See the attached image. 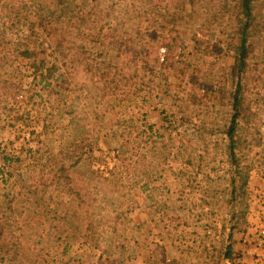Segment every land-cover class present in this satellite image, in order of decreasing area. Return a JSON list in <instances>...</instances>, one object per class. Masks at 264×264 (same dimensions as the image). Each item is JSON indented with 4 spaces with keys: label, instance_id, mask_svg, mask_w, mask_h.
Listing matches in <instances>:
<instances>
[{
    "label": "rangeland",
    "instance_id": "obj_1",
    "mask_svg": "<svg viewBox=\"0 0 264 264\" xmlns=\"http://www.w3.org/2000/svg\"><path fill=\"white\" fill-rule=\"evenodd\" d=\"M82 1L6 0L5 4L10 18L16 11L48 25L62 8L72 9ZM114 1L126 12L127 29L136 28L135 0ZM146 2L145 9L150 6V1ZM190 2L185 0L178 10L180 16L191 15ZM230 2L233 13L241 15V6ZM16 19L1 31L11 42L0 49V249L8 255V264H246L239 259L243 239L264 242V8L254 11L244 73L246 95L262 124V146L246 150L254 171L249 176L245 204L237 203L236 209L243 214L235 223L231 243L236 258L232 255L228 263L224 253L235 207L229 204L225 171L230 164L223 140L207 138L211 148L200 166L197 161L192 166L186 164L178 147L186 139L184 130L187 135L190 132L185 128L188 124H200L207 114L223 111L217 101L228 97L230 90L211 85L202 97L204 92H198V87L211 81L198 72L190 85L184 79L185 93L178 89L179 97L168 103H158L155 90L142 91L131 95L135 105H128L123 127L116 125L112 114H108L110 122L102 121L99 106L75 94L61 95L57 104L45 95L44 99L12 102L5 97L2 81L27 87L34 67L32 59L21 55L17 42V34L32 25H19ZM234 29H226L227 34L218 38L224 40L226 50L218 58L199 63L201 72L210 62L211 68L225 65L238 52ZM115 61L113 52L106 51L99 62L102 72H110ZM136 71L146 84L154 78L141 67ZM173 91L175 94L177 89ZM142 98L148 102L145 106ZM25 107L41 117L33 128L15 119ZM161 109L173 115L177 129L164 131L167 123ZM158 132L163 136L157 138ZM121 133L125 135L121 137ZM119 152L127 154L128 169L115 158ZM107 175L112 182L102 184ZM145 182L148 188L143 190ZM105 190L108 195L103 199ZM111 202L120 218L115 222V212L110 228L96 232L98 222L107 221L103 209Z\"/></svg>",
    "mask_w": 264,
    "mask_h": 264
},
{
    "label": "trees",
    "instance_id": "obj_2",
    "mask_svg": "<svg viewBox=\"0 0 264 264\" xmlns=\"http://www.w3.org/2000/svg\"><path fill=\"white\" fill-rule=\"evenodd\" d=\"M5 1L0 0V10L4 12V15L0 12V49L6 48L11 42L1 34L11 19L17 18L16 23L19 25L28 22L32 25L29 30L17 34L21 55L34 62L30 82L24 87L2 81L5 83V97H10L12 102H25L45 95L53 98L57 104L61 101V95L75 94L90 105L99 106L102 121L110 122L108 114H112L116 125L123 127L127 122L128 105H135L131 95H139L142 91L155 90L157 102L168 103L179 97L178 89L185 93L186 85H190L192 79H197L198 72L211 81L209 83L206 80L198 87V92H204L202 97L212 89L211 85L230 90L228 97L217 101L223 111L219 109L209 115L206 113V119L200 124H188L185 128H189L190 132L187 135L184 130L183 138L186 139L178 147L180 154L186 157V164L192 166L193 161H197L200 166L211 148L207 138L219 137L223 140L230 164L225 171L229 179V204L235 207L227 238L229 244L224 253V261L228 263L233 255L231 243L235 223L243 214L236 209L237 203L245 204L249 176L254 171L246 150L252 151L262 146V124L258 112L252 109L253 101L246 95L248 91L244 85V73L248 70V32L254 22V11L264 8V0H234L242 8L241 15L233 13L230 0H191V15L188 18L178 14L185 0H154L155 3L149 0L147 9L146 0H135L132 7L137 27L132 30L127 29L126 12L114 0L104 4L101 0H83L72 9L62 8L48 25L23 17L16 11L10 18V9ZM226 29L236 30L234 34L237 35L238 52L225 65L211 68L213 63L210 62L206 71L201 72L199 63L205 58H218L226 50L222 45L224 40L218 39L227 34ZM130 33H136V36ZM161 48L164 49L163 55H160ZM106 51H112L116 61L110 72L103 73L99 62ZM185 57H190V60L187 61ZM140 67L149 72V77H154L150 84L144 83L136 73ZM185 78L188 82L182 85ZM171 80L177 82L172 83ZM141 84L143 86L137 88ZM174 89H177L176 95L173 94ZM142 101L144 106L148 103L145 98ZM217 102H212L216 104L215 108ZM160 113L167 123L164 128L166 133L177 129L174 127L175 121L171 119L172 114L162 109ZM39 118L40 115L33 116L27 107L15 117L23 126L31 128L38 125ZM149 131L152 128L149 127ZM124 135L121 133L120 136ZM155 135L157 138L163 136L160 132ZM115 158L126 163L128 169L130 164L126 153L119 152ZM206 180L211 181V178L206 176ZM111 182L108 175L102 180V184ZM143 186V190H146L148 183L145 182ZM107 195L105 190L101 196L106 199ZM103 210L107 211V221L100 220L96 232H103L105 227L110 228L115 212V222L120 218L112 202ZM112 226L116 229V224ZM7 258L8 255L0 249V264H8Z\"/></svg>",
    "mask_w": 264,
    "mask_h": 264
},
{
    "label": "crops",
    "instance_id": "obj_3",
    "mask_svg": "<svg viewBox=\"0 0 264 264\" xmlns=\"http://www.w3.org/2000/svg\"><path fill=\"white\" fill-rule=\"evenodd\" d=\"M243 243L245 245L240 253L242 257H239V259H243L246 264H264V242L263 245L260 243L255 244L252 238H249V240L244 238ZM234 257L236 258V255Z\"/></svg>",
    "mask_w": 264,
    "mask_h": 264
}]
</instances>
